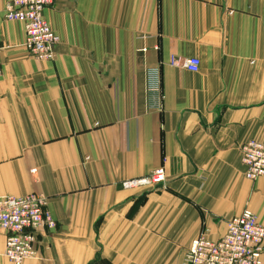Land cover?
Segmentation results:
<instances>
[{
  "label": "crops",
  "instance_id": "crops-1",
  "mask_svg": "<svg viewBox=\"0 0 264 264\" xmlns=\"http://www.w3.org/2000/svg\"><path fill=\"white\" fill-rule=\"evenodd\" d=\"M4 9L0 195L44 193L58 221L24 264H186L245 209L264 225L240 150L264 143V0H55L51 61ZM162 165L165 186L122 187Z\"/></svg>",
  "mask_w": 264,
  "mask_h": 264
},
{
  "label": "built area",
  "instance_id": "built-area-1",
  "mask_svg": "<svg viewBox=\"0 0 264 264\" xmlns=\"http://www.w3.org/2000/svg\"><path fill=\"white\" fill-rule=\"evenodd\" d=\"M55 0H5L4 18L20 21L25 28L24 46L32 57L51 61L56 57L59 35L45 17V11ZM3 47L0 44V77L3 75ZM173 66H183L197 72L198 57L178 59L172 57ZM241 161L247 179L255 181L264 177V143L249 140L242 144ZM127 190H148L165 186L166 170L159 166L149 174L122 181ZM58 221L50 209L49 197L32 192L24 196L0 195V232L6 240L1 254L13 264H24L38 256L40 237L56 230ZM264 225L251 209L227 223L226 233L217 240L202 233L186 253V264H263Z\"/></svg>",
  "mask_w": 264,
  "mask_h": 264
}]
</instances>
